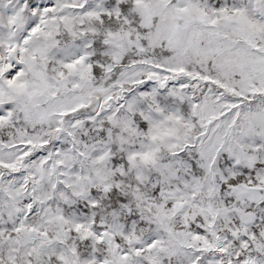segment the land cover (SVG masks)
<instances>
[{"label":"snow or ice","instance_id":"6c2138e0","mask_svg":"<svg viewBox=\"0 0 264 264\" xmlns=\"http://www.w3.org/2000/svg\"><path fill=\"white\" fill-rule=\"evenodd\" d=\"M0 264H264V0H0Z\"/></svg>","mask_w":264,"mask_h":264}]
</instances>
